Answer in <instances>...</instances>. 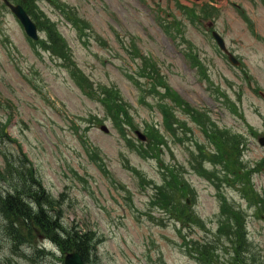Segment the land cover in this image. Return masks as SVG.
Instances as JSON below:
<instances>
[{"label":"rangeland","instance_id":"374dc122","mask_svg":"<svg viewBox=\"0 0 264 264\" xmlns=\"http://www.w3.org/2000/svg\"><path fill=\"white\" fill-rule=\"evenodd\" d=\"M195 2L199 12L215 7L214 21L242 58L240 67L209 41L207 19L186 9L193 0H29L39 40L0 4V193L20 191L15 167L34 172L56 197L63 222L93 232L89 264H213L211 251L234 264L238 207L246 215L248 263L264 264V202H248L240 183L228 180L223 160L214 165L204 156V166L194 169L189 145L211 141L182 110L177 115L188 121L193 141L184 142L182 129L168 130L161 104L170 98L160 97L173 90L192 105H206L219 126L234 120L225 92L242 97L247 121L264 130V0ZM197 56L211 74V90L191 65ZM148 128L153 141L142 142L135 131ZM250 146L244 171L264 198V148ZM163 164L173 166L165 172ZM175 169L192 185L187 182L191 224L183 229L151 202L169 189L164 174ZM2 221L0 214L2 264H42L41 253L30 257L36 245H54L34 232V242L16 247Z\"/></svg>","mask_w":264,"mask_h":264},{"label":"trees","instance_id":"16d2710c","mask_svg":"<svg viewBox=\"0 0 264 264\" xmlns=\"http://www.w3.org/2000/svg\"><path fill=\"white\" fill-rule=\"evenodd\" d=\"M30 182L39 184L34 175L26 174L21 182L23 196L14 188L0 195L2 226L7 236L20 241L23 235L28 233L32 236L30 232L39 230V233L48 234L65 250L77 249L85 257L92 253L95 249L93 235L91 237L88 231L66 225L62 221L61 211L52 204L48 206L45 191L39 185L32 188Z\"/></svg>","mask_w":264,"mask_h":264},{"label":"water","instance_id":"95a60500","mask_svg":"<svg viewBox=\"0 0 264 264\" xmlns=\"http://www.w3.org/2000/svg\"><path fill=\"white\" fill-rule=\"evenodd\" d=\"M13 10L17 13V15L21 18L23 23L26 26L27 31L34 37L37 36L36 34V25L30 20L26 12L23 10L22 6H12ZM142 138L145 136L139 133ZM67 264H84L82 255L77 252L70 253L66 259Z\"/></svg>","mask_w":264,"mask_h":264},{"label":"bare ground","instance_id":"6f19581e","mask_svg":"<svg viewBox=\"0 0 264 264\" xmlns=\"http://www.w3.org/2000/svg\"><path fill=\"white\" fill-rule=\"evenodd\" d=\"M3 239H4V238H3ZM13 244H14V243H13ZM13 244H12V245H13ZM16 247H17V246H16ZM1 248H2V246H1ZM15 249H16V248H15Z\"/></svg>","mask_w":264,"mask_h":264}]
</instances>
